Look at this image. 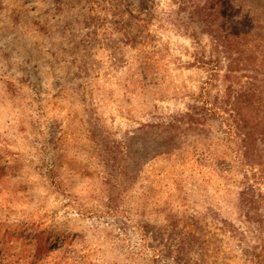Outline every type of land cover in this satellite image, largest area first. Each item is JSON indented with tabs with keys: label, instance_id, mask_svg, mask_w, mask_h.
<instances>
[{
	"label": "rangeland",
	"instance_id": "obj_1",
	"mask_svg": "<svg viewBox=\"0 0 264 264\" xmlns=\"http://www.w3.org/2000/svg\"><path fill=\"white\" fill-rule=\"evenodd\" d=\"M194 107L133 183L106 167ZM2 258L264 264V0H0Z\"/></svg>",
	"mask_w": 264,
	"mask_h": 264
},
{
	"label": "trees",
	"instance_id": "obj_2",
	"mask_svg": "<svg viewBox=\"0 0 264 264\" xmlns=\"http://www.w3.org/2000/svg\"><path fill=\"white\" fill-rule=\"evenodd\" d=\"M237 120L234 121V129L238 134L242 135L244 141L248 143L251 136V127L242 118L240 108L234 107ZM205 108L194 107L190 113L171 117L167 121H159L150 124L142 125L134 135H128L125 139L122 148L113 146L110 148L109 157H105V165L111 168L110 172L114 173L117 168L115 161L116 151H122L124 166L119 168V174L128 183H133L142 166L153 157L169 153L180 146L181 133L180 130L186 128L189 130L193 127H198L206 120L207 112ZM209 110V109H208ZM182 129V130H183ZM183 133V131H182ZM110 195L108 200H110ZM65 241L59 242V251L68 254L69 251L63 249ZM0 264H10L7 258H2Z\"/></svg>",
	"mask_w": 264,
	"mask_h": 264
}]
</instances>
